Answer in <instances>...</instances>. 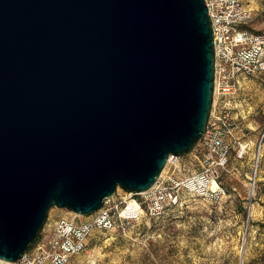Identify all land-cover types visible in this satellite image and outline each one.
<instances>
[{"label": "water", "instance_id": "1", "mask_svg": "<svg viewBox=\"0 0 264 264\" xmlns=\"http://www.w3.org/2000/svg\"><path fill=\"white\" fill-rule=\"evenodd\" d=\"M204 0H0V261L190 154L214 101Z\"/></svg>", "mask_w": 264, "mask_h": 264}, {"label": "rangeland", "instance_id": "2", "mask_svg": "<svg viewBox=\"0 0 264 264\" xmlns=\"http://www.w3.org/2000/svg\"><path fill=\"white\" fill-rule=\"evenodd\" d=\"M253 1L258 10L245 29L264 33V2ZM225 109L230 152L225 169L218 172L217 195L183 189L182 207L169 206L158 219L143 215L126 235L94 231L86 251L69 264H264V73L240 79ZM222 111L217 101L215 114ZM206 157L200 141L190 154L165 167L161 182L171 178L181 183L202 172ZM141 198L120 188L113 196L116 202ZM89 217L53 208L35 243H47L60 220L80 223Z\"/></svg>", "mask_w": 264, "mask_h": 264}, {"label": "built area", "instance_id": "3", "mask_svg": "<svg viewBox=\"0 0 264 264\" xmlns=\"http://www.w3.org/2000/svg\"><path fill=\"white\" fill-rule=\"evenodd\" d=\"M204 1L211 20L215 54L213 109L200 140L207 151L206 168L181 183L171 178L161 182L160 177L153 188L141 193L140 201L132 200L133 204L125 199L119 202L113 197L106 199L103 207L83 222L60 220L47 243H34L16 263L0 261V264H68L73 256L86 251L94 231L126 235L141 216L158 219L169 206L182 207L180 191L183 189L212 197L221 191L220 187L213 189L211 185L218 184V172L225 169L230 152L225 141L231 132L229 115L224 114L226 99L236 93L240 79L264 73V33L245 29L254 15L243 0ZM217 101L223 111L215 114ZM176 158L170 156L167 165L174 164Z\"/></svg>", "mask_w": 264, "mask_h": 264}, {"label": "crops", "instance_id": "4", "mask_svg": "<svg viewBox=\"0 0 264 264\" xmlns=\"http://www.w3.org/2000/svg\"><path fill=\"white\" fill-rule=\"evenodd\" d=\"M243 2H244V4H245V2H246V4H247V2L248 3L250 2L249 4H247L248 6L245 4L250 10H252V11L258 10V4L255 1H253V0H243ZM262 12H264V11H262ZM77 255H79V254H77ZM77 255H75V256H77ZM75 256H73V257H75ZM72 258H71V260H72ZM46 264H49V263H46Z\"/></svg>", "mask_w": 264, "mask_h": 264}, {"label": "bare ground", "instance_id": "5", "mask_svg": "<svg viewBox=\"0 0 264 264\" xmlns=\"http://www.w3.org/2000/svg\"><path fill=\"white\" fill-rule=\"evenodd\" d=\"M244 149H245V147L243 146V147H242V151H243ZM211 187H212L213 189H215V188H218L219 185H218L216 182H215V183L213 182L212 185H211ZM130 204H133V202L130 201ZM243 258H244V257L242 256V258H241L242 263H243Z\"/></svg>", "mask_w": 264, "mask_h": 264}, {"label": "trees", "instance_id": "6", "mask_svg": "<svg viewBox=\"0 0 264 264\" xmlns=\"http://www.w3.org/2000/svg\"><path fill=\"white\" fill-rule=\"evenodd\" d=\"M37 239H38V236H37V238L35 239L34 243L37 241ZM34 243H33V244H34ZM33 244H32V245H33ZM30 248H31V246L29 247V249H30Z\"/></svg>", "mask_w": 264, "mask_h": 264}]
</instances>
